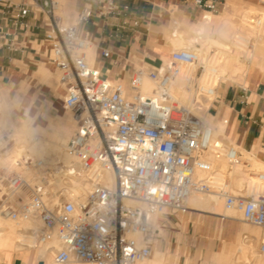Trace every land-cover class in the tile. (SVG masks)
Wrapping results in <instances>:
<instances>
[{"label": "built area", "instance_id": "1", "mask_svg": "<svg viewBox=\"0 0 264 264\" xmlns=\"http://www.w3.org/2000/svg\"><path fill=\"white\" fill-rule=\"evenodd\" d=\"M180 1L208 14L225 4ZM58 6L57 0H0V51L22 50L18 37L29 29V17L42 24L39 42L59 73L62 102L75 123L64 148L69 161L45 168L46 175L57 176L52 182L60 179L54 190L46 179L25 177L42 163L7 159L9 146L0 141V219L16 226L38 223L32 249L45 247L56 264L146 261L157 235L154 219L166 211L187 212L192 194L217 193L226 210H239L244 222L264 233V194L246 193L244 185L230 193L227 171L216 180L211 159L224 161L226 170L249 160L225 138L213 139L203 121L218 86L198 83L203 68L196 50L172 49L167 63L137 66L126 82L110 80L90 62L92 43L81 28L93 16L120 18L126 7L117 0H82L72 21L64 22ZM98 55L108 59L110 50L100 48ZM194 66L195 72L183 74ZM179 78L192 91L188 103L177 95ZM146 79L153 83L148 94L142 91ZM244 169L247 179L264 184V172ZM72 186L82 191L74 193ZM259 251L264 253V242Z\"/></svg>", "mask_w": 264, "mask_h": 264}, {"label": "bare ground", "instance_id": "2", "mask_svg": "<svg viewBox=\"0 0 264 264\" xmlns=\"http://www.w3.org/2000/svg\"><path fill=\"white\" fill-rule=\"evenodd\" d=\"M60 8L61 6L59 4L56 14L61 17L59 14ZM222 9L225 10L226 7ZM243 10H247L248 12H244L238 16H232L230 12L227 15L224 13L219 15L201 13V19L193 26L183 25L176 21L169 27L165 34V39L170 41L169 44L171 47L196 50L199 56L198 64L203 68L201 75L198 77V83L204 84L214 79H227L236 77L237 75H240L242 78L250 65L258 68L260 71H264V13H259L250 9ZM216 33L219 34L218 39L224 42L221 44L222 52L220 55L210 53V47H205L206 45L203 43L207 42L209 38H212L210 34L214 36ZM191 45H195V47L192 48ZM196 45L200 47L198 48ZM95 54L96 47L91 45L87 49L90 62H93ZM168 60V57L162 58L164 64L167 63ZM195 70L196 67L194 66L182 72L183 74L189 75L195 72ZM51 71L53 74H56V69L55 71L50 70L41 64L33 74L38 78L43 76L46 81L50 83L52 79ZM183 86L182 79L179 78L176 88L177 95L182 102L188 103L191 99L192 91L190 89H184ZM59 88L61 89L60 86ZM152 88L153 83L150 80H144L142 85L143 93L148 94ZM13 98H17L16 93ZM62 109L64 110L63 117L60 122L56 124L50 121H44L43 118L40 117L36 124L33 125L29 123L26 118H20L17 127L7 113L1 112L2 115L0 116V127L12 131L11 137L16 147V149L12 147L7 149V159H31L33 162L42 163L43 167H41L40 170L34 171L28 169L25 173V177L30 182L39 178L46 179L49 186L55 184L52 190L60 186V179L57 178L52 182L57 176L49 177L45 173V168L54 166L59 161L65 163L69 161V158L64 153V148L73 133L75 125L72 114L70 113L71 116L68 115L70 111L64 108L63 102ZM212 120V117L208 114L203 117L205 125L208 126L212 132L213 139L222 137V135H224V123L217 121L213 124ZM233 147L239 149V147L235 145H233ZM211 158L212 157L209 156V159ZM248 158H245V160H249L247 165L236 163L229 170H226L224 161H214L211 159L212 166L216 167L219 171L216 175V180L220 178L222 172L227 171L230 179L232 177L234 182L236 181L239 183L240 181L242 185L247 187L246 193L264 194V184H259L251 179H247L244 173L245 166H249L250 170L264 172V163L260 161L254 163L252 159L250 160V158ZM107 180L108 183H112L111 177L107 176ZM233 180L230 181V183L227 182V190L232 194H237V190H240V188H238L240 183L238 184L235 182V184ZM242 180L244 181L241 182ZM70 191L80 193L82 189L78 186H72L70 187ZM23 196L27 197L28 194L24 192ZM49 201L52 202L53 200L51 199ZM186 205L189 211H195L200 214H210L218 216L219 218L223 217L238 222L235 236L232 241H223L221 237L218 236V233L215 234L216 238L220 241L217 250L212 253V258L215 263H237L238 259L243 260L244 256L247 257L246 255H249V263H243V261V264H264V253H261L259 249L258 251L254 249L258 240L264 238V233H262L259 228L244 222L239 210H226L223 204V198L220 195L217 193L192 194L188 197ZM37 228L38 223H24L16 226L8 221L0 219V258L7 253L10 254L12 251L23 253L32 249ZM38 250L37 258L44 260V264H56L53 262L51 254L45 247L37 248L36 251ZM166 257V253L151 251L150 261L145 263L147 259L139 264H166L168 263ZM74 264L82 263L75 262Z\"/></svg>", "mask_w": 264, "mask_h": 264}, {"label": "crops", "instance_id": "3", "mask_svg": "<svg viewBox=\"0 0 264 264\" xmlns=\"http://www.w3.org/2000/svg\"><path fill=\"white\" fill-rule=\"evenodd\" d=\"M13 1L21 2L22 0ZM223 1L225 2L223 7L226 9H222L216 15L221 12H230L231 8L264 13V0ZM117 2L126 7V13L123 16L106 19L93 16L81 28V32L86 33L92 45L96 47L94 66L101 75L115 81L126 82L133 69L139 65L158 66L162 58L170 53V41L165 39L169 27L176 21L191 26L202 16L201 11L180 0H117ZM81 4L82 0H76L75 8L78 9ZM170 12H180L181 18L176 19L173 15L170 20ZM190 20L194 22H189ZM27 21L29 29L25 33H20L18 37V44L22 50L9 52L2 49L0 51V81L3 84L10 82L5 87H1L3 96L9 87L12 89L13 83L17 82L21 75L20 67L16 63L30 64L28 56L33 51L30 44L40 41L41 38L38 37H42L43 34L42 24L31 20L30 17ZM100 48L110 50L108 59L99 57ZM208 115L215 122L224 123L223 132L227 141L264 163V71L250 65L241 83L219 84L216 99ZM164 222L172 224L169 220ZM182 222V224L186 223L184 234L189 245L196 243L198 246L212 249L205 252L203 261L191 262L185 259L182 264H208L209 261H213V249L218 248L220 243L215 234L218 233L223 241H232L237 229V223L230 219L209 214L196 216L194 211L189 210L182 217ZM158 230V235L163 233L162 229ZM152 251L162 252L157 249ZM163 253L167 255L168 263L166 264H178L177 261L168 260V252ZM44 262L32 252L19 254L10 252L0 259V264H44Z\"/></svg>", "mask_w": 264, "mask_h": 264}, {"label": "rangeland", "instance_id": "4", "mask_svg": "<svg viewBox=\"0 0 264 264\" xmlns=\"http://www.w3.org/2000/svg\"><path fill=\"white\" fill-rule=\"evenodd\" d=\"M57 1L59 2L61 6L59 14L62 17V20L64 22H71L77 11V9L75 8L76 0H57ZM244 12H248V11L243 10V9L235 10L234 8H231L230 15L238 16V15L243 14ZM223 13L227 15L229 12H221L220 14H223ZM173 15L176 16L175 17L176 19L181 18L180 12H170L169 14L170 20H171V17H173ZM189 22H194V21L190 20ZM211 36L212 38H209L207 42H203V43H205L206 45L205 47H208V46L210 47V53L212 54L216 53L220 55V53L222 52L221 44H223L224 42L218 39L219 34L217 33L216 35H214L215 38L213 35L210 34V37ZM38 38L40 39L41 36H39ZM30 46L33 48V51L31 52L32 54H29L28 56V61L30 64L26 65L25 63H16L18 64L21 70V73H20L21 75L19 76L18 81L13 83L12 89L9 87V89L5 91V96H3V94L1 95V91H0V109H1L0 116L2 115L3 112L7 113L8 115H10L13 123L17 127L19 125L20 118H26V120L33 125L36 124V122L38 121L40 117L43 118L44 121H52L55 124L59 123L64 113V110L62 109L63 91L62 89L59 88V85H58L59 73L57 70H56V74H53L51 71L52 79L50 83H48L43 76L41 78L36 77L33 73L35 70H37L38 66L41 64L50 70L55 71V69L51 64L48 63L47 57L44 53V50H45L44 44L37 41V42H32ZM191 46L192 48L195 47V45H191ZM172 49H178V48L172 46L169 49L170 52ZM169 55H167L168 58H169ZM198 73H199V70H197V74ZM227 82L241 83L242 78L240 75H237L236 77H232V78L213 80V83L216 84L217 86L219 84L227 83ZM8 84H10V82H5V84H3L0 81V90L3 88V86L5 87V85H8ZM15 93L17 94L16 99L13 98ZM68 115L71 116L70 112L68 113ZM212 123L215 124V121L212 120ZM74 130H75V125H74L73 132ZM0 131H1L0 141L7 142L6 145L9 146L8 148L12 147L16 149V147L14 146L15 142L11 137L12 131L8 129H4L3 127H0ZM223 136L224 135H222L221 138H225ZM229 143L233 145L231 142ZM238 150L244 155L245 158L249 157L250 160L252 159V162L255 163L256 161H258L250 153H246L240 149ZM228 178L230 179V177ZM228 178H227V182L230 183V181H232L233 178L231 177L230 181ZM243 181L244 180H242L241 182ZM241 185L242 184L240 183L238 185V188H242L243 185L242 186ZM186 214L187 212L181 213V212L166 211L163 214L159 215L157 218H155L153 221L154 228L158 232H159L158 229H162L163 233L160 235L157 234L155 236L156 237L154 240L155 245L152 246V250L157 249L162 252H168V258H169L168 260L177 261L178 264H182V262L185 259H188L191 262L203 261L205 252L208 250L212 251L211 248L207 249L206 247L196 245V243H191V245L187 243L185 239V234H184L185 232L184 225H186V223L182 224L183 223L182 217L185 216ZM195 214L196 216L197 214L199 216L201 215L198 212H195ZM166 220H169L170 223L172 224H167V223L165 224L164 221ZM236 223L238 226V222ZM260 239L258 240V243L254 246V249H256V251H258L260 244L264 242V238H260ZM36 250L37 249H29L28 252H32L34 256H35V253L37 252L36 253V256H37L39 250L38 251ZM213 250L216 251L217 248ZM11 253H17V252L12 251ZM246 256L249 258L244 256L243 260L238 259L237 263H232V264H243L245 262L249 263L250 256L249 255H246ZM149 261H150V258L145 263ZM208 264H217V263L213 261H209ZM219 264H227V263H219Z\"/></svg>", "mask_w": 264, "mask_h": 264}]
</instances>
